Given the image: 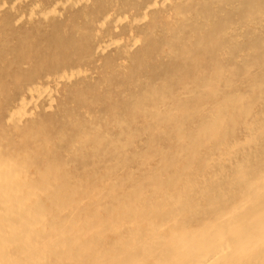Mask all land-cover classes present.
<instances>
[{"label":"bare ground","instance_id":"bare-ground-1","mask_svg":"<svg viewBox=\"0 0 264 264\" xmlns=\"http://www.w3.org/2000/svg\"><path fill=\"white\" fill-rule=\"evenodd\" d=\"M54 25L0 51V264H264V0H0Z\"/></svg>","mask_w":264,"mask_h":264},{"label":"rangeland","instance_id":"rangeland-1","mask_svg":"<svg viewBox=\"0 0 264 264\" xmlns=\"http://www.w3.org/2000/svg\"><path fill=\"white\" fill-rule=\"evenodd\" d=\"M74 18H77V15H75V16H73ZM73 18V19H74ZM58 25H54V27H52L53 29L52 30H50V29H48V30H46L45 28H36V29H33V30H26V31H24V32H22L21 31V33H19V32H17V31H15V30H9V29H6V30H4V33H5V31H7V32H11L12 34H10V33H6L5 35V37L6 38H8L9 39V43L6 45V46H4V47H2V48H0V51L2 50V51H4L5 53H1V54H5V57H7V59H8V61H10V62H20V60H17V58H18V56L17 55H15V53H14V50L13 51H11V49H13V45H15L16 46V44H18L19 43V41H23L24 40V42L26 41V40H29V41H35V40H37V45H36V47H34L35 48V50L33 51L34 53H33V59L35 58V59H37V58H42V60H44V62L45 63H47L46 65H49V63H48V60H49V57L51 56V54H52V52L49 50V46H52V44H53V42H54V39H53V35L52 34H55V33H59V31L61 32V29L59 28L58 29ZM56 31L55 33L54 32H52V31ZM26 32V33H25ZM18 35H17V34ZM28 33V34H27ZM22 35H23V37H22ZM63 35V34H62ZM4 35H0V38L1 37H3ZM16 36V37H15ZM11 39H10V38ZM22 37V38H21ZM33 37V38H32ZM21 39V40H19L18 41V43H17V41H15V39ZM63 38H64V43H65V41H67V40H70V39H72V37L70 36V35H63ZM10 40H11V42H10ZM13 40V41H12ZM12 43V45H10ZM9 45V46H8ZM58 45L59 44H57L56 46H55V44H54V47H53V52H57V53H59V55H60V53H63V49H62V52H61V49H60V45H59V47H58ZM10 47V48H9ZM12 47V48H11ZM57 48V49H56ZM10 50V51H9ZM39 55V56H38ZM42 56V57H41ZM59 57H61V55L59 56ZM47 59V61H46V59ZM44 62H42L41 64H42V66L45 64ZM46 65H44V66H46ZM42 67V68H38L39 70L41 69V70H45V69H47V67ZM45 68V69H44ZM38 70V71H39ZM12 72V70L10 69L9 71H8V74H10Z\"/></svg>","mask_w":264,"mask_h":264}]
</instances>
